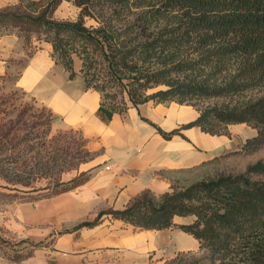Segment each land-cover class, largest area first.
Listing matches in <instances>:
<instances>
[{
	"label": "trees",
	"instance_id": "trees-1",
	"mask_svg": "<svg viewBox=\"0 0 264 264\" xmlns=\"http://www.w3.org/2000/svg\"><path fill=\"white\" fill-rule=\"evenodd\" d=\"M63 1L80 9L77 19L54 17ZM9 23L28 53L51 45L70 78L79 59L86 88L101 94L99 113L107 119L129 106L175 101L199 112L187 127L230 135V125L247 123L257 133L241 151L264 147V0H20L0 10V29ZM158 130L166 138L180 131ZM87 177L82 172L46 197ZM260 178L264 159L244 172L202 177L160 196L145 192L78 227L104 215L141 229L177 227L198 240L202 253L167 264H264ZM178 216L193 218L181 223Z\"/></svg>",
	"mask_w": 264,
	"mask_h": 264
},
{
	"label": "crops",
	"instance_id": "crops-1",
	"mask_svg": "<svg viewBox=\"0 0 264 264\" xmlns=\"http://www.w3.org/2000/svg\"><path fill=\"white\" fill-rule=\"evenodd\" d=\"M19 1L0 0V9ZM51 51L45 44L30 54L17 34L0 36V81L28 92L51 111L57 128L79 132L93 155L80 169L88 176L83 183L20 208L15 234L38 244L57 264H167L179 252L197 251L198 240L177 227L141 229L110 215L78 225L103 210L124 209L145 192L160 196L197 181L201 168L256 129L239 123L228 127L230 135H212L187 127L199 112L175 101L129 106L107 119L99 113L101 94L86 88L79 69L70 78ZM159 128L180 131L166 138Z\"/></svg>",
	"mask_w": 264,
	"mask_h": 264
},
{
	"label": "rangeland",
	"instance_id": "rangeland-1",
	"mask_svg": "<svg viewBox=\"0 0 264 264\" xmlns=\"http://www.w3.org/2000/svg\"><path fill=\"white\" fill-rule=\"evenodd\" d=\"M79 12L72 1H63L54 17L75 20ZM91 24L92 20L87 21ZM16 31L9 23L0 29V36ZM80 67L81 61L76 59L75 69ZM244 143L216 156L201 168L199 179L244 172L250 164L264 159V147L245 153L241 151ZM92 155L79 132L57 128L54 115L28 92L14 88L12 81H0V264H57L50 253L17 236L14 221L24 213L20 208L28 210L29 205L58 193L63 184L81 174ZM201 253L200 248L182 251L175 258L186 262L191 255L194 258Z\"/></svg>",
	"mask_w": 264,
	"mask_h": 264
},
{
	"label": "built area",
	"instance_id": "built-area-1",
	"mask_svg": "<svg viewBox=\"0 0 264 264\" xmlns=\"http://www.w3.org/2000/svg\"><path fill=\"white\" fill-rule=\"evenodd\" d=\"M108 168H110V167H108Z\"/></svg>",
	"mask_w": 264,
	"mask_h": 264
}]
</instances>
